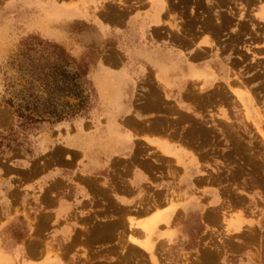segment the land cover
<instances>
[{"label": "crops", "instance_id": "crops-1", "mask_svg": "<svg viewBox=\"0 0 264 264\" xmlns=\"http://www.w3.org/2000/svg\"><path fill=\"white\" fill-rule=\"evenodd\" d=\"M31 2L42 10L39 0ZM56 4L69 14L44 22L40 15L28 21V31L66 40L77 37L74 26H81L89 40L105 44L96 52L98 60L89 64L94 101L69 128L39 132L36 155L0 164V256L11 264L40 263L53 249L55 262L62 264L60 247L85 224L128 229V218L147 219L163 211L172 197L184 203L171 217L172 231L187 232L192 223L175 219L198 201L203 202L200 223L213 229L223 215L212 220L208 213L220 205L221 196L211 179L212 163L176 120L205 116L208 109L194 98L231 81L236 64L231 50L209 29L186 33L182 25L173 30L167 22L180 26L182 21L168 9L160 22H152L148 0L130 1L128 8L118 0ZM104 6L117 12L107 13Z\"/></svg>", "mask_w": 264, "mask_h": 264}, {"label": "rangeland", "instance_id": "rangeland-1", "mask_svg": "<svg viewBox=\"0 0 264 264\" xmlns=\"http://www.w3.org/2000/svg\"><path fill=\"white\" fill-rule=\"evenodd\" d=\"M39 1L42 5L40 12L38 7L32 6L31 0H0V164L2 166L27 155H36V136L39 132L53 128L62 129L63 126L69 128L71 122L89 112L94 101V92L88 76L89 64L98 60L100 56L96 52L105 48V44L103 45L100 40H89V33L81 26H74L73 34L77 37L66 40L29 32V20L34 21L40 15L42 22L48 20L49 17L45 15L46 9L57 7V2L65 0ZM130 1L134 0H118L119 5L125 8H128ZM184 1L167 0L168 10L172 8L170 11L174 19L180 17L183 22L180 26L170 23V28L182 29L184 25L187 26L185 30L191 33L197 28H207L222 38L226 49L231 50L236 60L233 75L239 78L237 87L243 91L247 90L249 95L252 93L250 97L256 103H253V106L259 109L264 122V50H257L263 43L264 25L262 24L264 23L255 15L258 6L263 5L264 0ZM219 3H222L220 4L222 7ZM102 8L108 13L117 12L115 7ZM199 17L203 18V21ZM210 17L212 20L209 21L207 18ZM214 17L216 20L219 19L217 23ZM228 19L230 22L227 21ZM258 44L260 45L257 46ZM109 45L114 44L111 41ZM89 46L93 54H89ZM75 50L81 53L76 54ZM235 76L232 79L235 80ZM231 81L220 83L206 96L200 95L199 98L195 96L196 103L199 101L208 109L205 116L200 119L185 116L176 120L177 125L185 126L186 136L212 163L213 170L209 171L213 173L211 176H214L213 180L217 183L221 196L220 205L215 211L208 213L214 218L212 220H217L216 214L218 216L222 214L223 220L219 221V224H212L210 227H214L213 229L206 228L207 226L199 220V211L203 204L200 201V204L193 203L189 209L180 210L178 218L175 219L192 223L187 232L181 234L176 230L172 231L171 228L175 227L172 221L169 224L160 222L153 238L157 264H264V150L262 151L264 142L252 124L255 116L251 115L248 120L245 118L241 103L232 93ZM197 122L199 123L196 124ZM262 128L264 130V123ZM176 202L179 205L178 211L184 203L181 199ZM127 235V227L119 224L106 223L92 227L85 224L80 232L73 233L60 247L62 264H153L144 250L128 241ZM135 235L136 239L139 237L140 242H145L143 234L138 232ZM133 248L135 249L132 250ZM49 251L54 252L53 249Z\"/></svg>", "mask_w": 264, "mask_h": 264}, {"label": "bare ground", "instance_id": "bare-ground-1", "mask_svg": "<svg viewBox=\"0 0 264 264\" xmlns=\"http://www.w3.org/2000/svg\"><path fill=\"white\" fill-rule=\"evenodd\" d=\"M174 1V0H173ZM179 1V0H178ZM184 1V0H183ZM198 1V0H197ZM220 1V0H219ZM225 1V0H224ZM244 1H246V0H244ZM249 1V0H248ZM247 1V2H248ZM255 1V0H254ZM169 2V1H168ZM168 2H167V0H149V4H150V6H151V9L153 10V13H152V22H156V23H158V22H160L161 21V17H162V14L164 13V12H166V10L167 9H169L168 8ZM185 2V1H184ZM196 2V1H195ZM217 2V1H216ZM226 2V1H225ZM198 3V2H197ZM218 3V2H217ZM245 3V2H244ZM176 4H177V2H176ZM182 4V3H181ZM180 4V5H181ZM195 4V3H194ZM201 4H202V2H201ZM220 4H222V3H219V5ZM224 4V3H223ZM226 4H228V3H226ZM242 4V3H241ZM246 4V3H245ZM171 5V4H170ZM229 5H230V3H229ZM253 6H254V4H252ZM259 5V4H258ZM221 6V5H220ZM238 6V5H237ZM244 6V5H243ZM252 6V7H253ZM181 7V6H180ZM188 7V6H187ZM194 7V6H193ZM222 7V6H221ZM224 7V6H223ZM227 7V6H226ZM232 7V6H231ZM230 7V8H231ZM247 7H249L248 5H247ZM171 8V7H170ZM208 8V7H207ZM212 8V7H211ZM210 8V9H211ZM227 8H229V7H227ZM227 8H226V10H227ZM172 9V8H171ZM170 9V10H171ZM185 9V8H184ZM194 9V8H193ZM219 9V8H218ZM170 10L168 11V12H170ZM188 11H190L189 9H187ZM225 10V11H226ZM232 10V9H231ZM245 10V9H244ZM63 11H65L63 8H59V7H56V6H54V7H52V8H48V9H46V11H45V15L47 16V17H52L53 19H55V18H62V16L63 15H68L69 13H67V12H63ZM187 11V12H188ZM212 11V10H211ZM175 12V11H174ZM199 12V11H198ZM204 12V11H203ZM206 12H208V11H206ZM230 12V11H229ZM73 13V12H72ZM108 13V12H107ZM171 13V12H170ZM182 13V12H181ZM227 13V12H226ZM232 13V12H231ZM189 14V13H188ZM194 14V13H193ZM196 14V13H195ZM211 14V12H209L208 13V15H210ZM244 14V13H243ZM246 14V13H245ZM110 15V14H109ZM202 15V14H201ZM223 15V14H222ZM224 15H225V13H224ZM230 15V14H229ZM256 15V17H257V19L260 21V22H263L264 23V4L263 5H259L258 6V10H257V13L255 14ZM254 15V16H255ZM112 16V15H111ZM110 16V17H111ZM151 16V15H150ZM193 16V15H192ZM197 16V15H196ZM200 16V15H199ZM235 16V15H234ZM234 16H232V17H234ZM203 17H204V15H203ZM206 17V16H205ZM220 17V16H219ZM248 17V16H247ZM255 17V18H256ZM192 18V17H191ZM196 18V17H195ZM215 18V17H214ZM217 18H218V16H217ZM227 18V17H226ZM71 19V18H70ZM185 19V18H184ZM198 19V18H197ZM199 19H200V17H199ZM203 19V18H202ZM202 19H200V20H202ZM207 19H209V21H210V19L212 20V18L210 17V18H207ZM114 20V19H113ZM215 20H216V18H215ZM219 20V19H218ZM218 20H216V22L215 23H217L218 22ZM221 20V19H220ZM193 21V20H192ZM197 21V20H196ZM203 21V20H202ZM201 21V22H202ZM227 21H229V19L227 20ZM232 21V20H231ZM186 22V21H185ZM207 22V21H206ZM230 22V21H229ZM234 22H235V20H234ZM249 22V21H248ZM183 23V22H182ZM181 23V24H182ZM199 23V22H198ZM213 23H214V21H213ZM41 24V23H40ZM167 24L169 25L170 24V22H167ZM206 24H208V23H206ZM222 25H223V23H221ZM231 24V23H230ZM240 24V23H239ZM51 25V24H50ZM197 25V24H196ZM202 25H204V24H202ZM221 25V26H222ZM262 25H264V24H262ZM34 26H36V25H34ZM215 26V25H214ZM160 27V26H159ZM158 27V28H159ZM165 27H166V25H165ZM164 27V28H165ZM187 27V26H186ZM186 27L184 28L183 27V29H186ZM196 27V26H195ZM199 27V26H198ZM211 27H212V25L210 26V29H211ZM237 27V26H236ZM163 28V26H161V29ZM231 28H232V25H231ZM238 28H239V26H238ZM252 28V27H251ZM53 29V28H52ZM197 29H199V28H197ZM203 29V28H202ZM207 29V28H206ZM223 29V28H222ZM225 29V28H224ZM262 29H264V28H262ZM174 30V29H173ZM181 30V29H180ZM205 30V29H204ZM208 30V29H207ZM161 31V30H160ZM165 31V30H164ZM196 31V30H195ZM202 31V30H201ZM219 31H222V30H219ZM224 31V30H223ZM234 31V30H233ZM239 31V30H238ZM254 31V30H253ZM256 31V30H255ZM179 32V31H178ZM185 32V31H184ZM214 32V31H213ZM230 32V31H229ZM154 33H156V32H154ZM186 33H187V31H186ZM191 33V32H190ZM212 33V32H211ZM210 33V34H211ZM219 33V32H218ZM221 33V32H220ZM241 33V32H240ZM257 33V32H256ZM258 33H260V31L258 32ZM203 34V33H202ZM213 34V33H212ZM211 34V35H212ZM215 34V33H214ZM224 34H226V33H224ZM228 34V33H227ZM226 34V35H227ZM231 34V33H230ZM236 34V33H235ZM244 34H246V33H244ZM248 34V33H247ZM171 35V34H170ZM174 35V34H173ZM178 35V34H177ZM198 35V34H197ZM204 35V34H203ZM202 35V36H203ZM217 35V34H216ZM249 35H251V34H249ZM255 35V34H254ZM264 35V34H263ZM262 35V37H263V43H262V47L264 46V36ZM161 36V35H160ZM185 36V35H184ZM189 36H191V35H189ZM215 38H216V36L215 35H213ZM239 36V35H238ZM237 36V37H238ZM256 36H257V34H256ZM236 37V36H235ZM180 38V37H179ZM196 38V37H195ZM194 38V39H195ZM241 38V37H240ZM259 38H260V35H259ZM164 39H166V38H164ZM189 39V38H188ZM256 39V38H255ZM261 39V38H260ZM160 40H161V38H160ZM174 40V39H173ZM187 40V39H186ZM193 40V38L191 39V41ZM212 40H213V38H212ZM212 40H210V41H212ZM240 40V39H239ZM238 40V41H239ZM156 41H158V40H156ZM195 40H193V42H194ZM237 41V40H236ZM241 41V40H240ZM255 41H257V40H255ZM165 42V41H164ZM185 42V41H184ZM204 42V41H203ZM228 42H230V41H228ZM173 43V42H172ZM181 44H182V42H180ZM254 43H256V42H254ZM178 44V43H177ZM191 44V43H190ZM199 44V43H198ZM228 44V43H227ZM240 44V43H239ZM249 44V43H248ZM184 45V44H183ZM192 45V44H191ZM201 45V44H200ZM210 45H211V43H210ZM221 45V44H220ZM252 45V44H251ZM260 44H258L257 46H259ZM172 46V45H171ZM177 46V45H176ZM186 45H184V47H185ZM219 46V45H218ZM232 46V45H231ZM250 46V45H249ZM253 46V45H252ZM254 46H256V45H254ZM169 47V46H168ZM175 47V46H174ZM180 47V46H179ZM181 47H182V45H181ZM212 47V46H211ZM223 47V46H222ZM244 47V46H243ZM192 48V47H191ZM199 48V47H198ZM197 48V49H198ZM202 48H204V47H202ZM201 48V49H202ZM225 48V47H224ZM233 48V47H232ZM250 48V47H249ZM256 48V47H255ZM184 49V48H183ZM187 49V48H186ZM222 49V48H221ZM221 49H220V51H221ZM229 49V48H228ZM234 49H235V47H234ZM247 49V48H246ZM245 49V50H246ZM173 50V49H172ZM185 50V49H184ZM200 50V49H199ZM204 50V49H203ZM259 50V49H258ZM196 51V50H195ZM210 51V50H209ZM227 51V50H226ZM237 51V50H236ZM247 51V50H246ZM245 51V52H246ZM251 51V50H250ZM259 51H262V50H259ZM190 52V51H189ZM223 52H224V49H223ZM255 52V51H254ZM238 53H240V51L238 52ZM237 53V54H238ZM247 53V52H246ZM192 54V53H191ZM190 54V55H191ZM193 54H194V52H193ZM192 54V55H193ZM213 54V53H212ZM227 54V53H226ZM248 54H250V53H248ZM252 54H254L253 52H252ZM196 55V54H195ZM206 55V54H205ZM215 55V54H214ZM230 55V54H229ZM240 55V54H239ZM242 55H244L243 54V51H242ZM256 55V54H255ZM259 55V54H258ZM200 56V55H199ZM207 56V55H206ZM254 56V55H253ZM221 57V56H220ZM234 57V56H233ZM190 58V57H189ZM194 58V57H193ZM205 58V57H204ZM213 58V57H212ZM221 58H225V57H221ZM238 58V57H237ZM252 58V57H251ZM250 58V59H251ZM254 58V57H253ZM196 59V58H195ZM227 59V58H226ZM226 59H224V60H226ZM256 59V58H255ZM196 61V60H195ZM240 61V60H239ZM245 61V60H244ZM251 61V60H250ZM260 61V60H259ZM186 62V61H185ZM229 62V61H228ZM262 62V61H261ZM207 63V62H206ZM210 63V62H209ZM226 63V62H225ZM249 63V62H248ZM258 63V62H257ZM228 64V63H227ZM259 64H261V63H259ZM264 64V63H263ZM254 65V64H253ZM256 65V64H255ZM262 65V64H261ZM260 65V66H261ZM180 66H181V64H180ZM185 66V65H184ZM183 66V67H184ZM241 66V65H240ZM257 66V65H256ZM200 67V66H199ZM232 67V66H231ZM247 67H248V64H247ZM246 67V68H247ZM175 68V67H174ZM177 68V67H176ZM256 68V67H255ZM254 68V69H255ZM232 69V68H231ZM192 70V69H191ZM242 70V69H241ZM181 71V70H180ZM231 71V70H230ZM257 71H258V69H257ZM191 72V71H190ZM234 72V71H233ZM237 72V71H236ZM235 72V73H236ZM197 73V72H196ZM205 73V72H204ZM203 73V74H204ZM239 73V72H238ZM242 73V72H241ZM237 74V73H236ZM240 74V73H239ZM249 74V73H248ZM254 74H255V72H254ZM211 75V74H210ZM218 75V74H217ZM205 76V75H204ZM235 76V75H234ZM258 76V75H257ZM178 78H179V76H178ZM184 78V77H183ZM216 78V77H215ZM235 83H238L239 81H237L239 78L237 77V76H235ZM250 78V77H249ZM248 78V79H249ZM241 79V78H240ZM247 79V80H248ZM187 80H188V78H187ZM215 80V79H214ZM234 80V78L232 79V81ZM246 80V81H247ZM262 80V79H261ZM264 80V79H263ZM186 81V80H185ZM231 81V82H232ZM184 82V81H183ZM200 82V81H199ZM208 82V81H207ZM210 82V81H209ZM230 82V83H231ZM242 82V81H241ZM248 82V81H247ZM218 83V82H217ZM235 83H233V85L231 86V90H232V93L235 95V97H236V99H237V101L239 102V103H241V105H242V107H243V109H244V115H245V118L248 120V118H251V115L252 116H255V120H253L252 121V124H253V126L255 127V129H257V131H258V133L260 134V136L262 137V140H263V142H264V130H263V128H262V125H263V115L257 110V109H255L254 108V106H253V103H254V101L251 99V97H250V95H252V93L249 95V93L248 92H246V91H243L242 89H239V87H237L236 86V84ZM251 83V82H250ZM188 85V87H189V83L187 84ZM220 85V84H219ZM247 85H249V84H247ZM251 86V85H250ZM263 86V85H262ZM201 87V86H200ZM243 87H244V83H243ZM252 87V86H251ZM190 88V87H189ZM247 88V87H246ZM200 89V88H199ZM186 90H187V88H186ZM192 90H195L196 91V89L194 88V89H192ZM192 90H190V91H192ZM222 90V89H221ZM194 91V92H195ZM198 91V90H197ZM217 91H220V90H217ZM199 92V91H198ZM208 92V91H207ZM207 92H205V93H207ZM255 92V91H254ZM174 93V92H173ZM204 93V94H205ZM228 93V92H227ZM192 94V93H191ZM214 94V93H213ZM224 94V93H223ZM187 95H188V93H187ZM195 95V94H194ZM198 95V94H197ZM196 95V96H197ZM199 95H200V92H199ZM206 96V95H205ZM209 96V95H208ZM207 96V97H208ZM214 97H217V96H215L214 95ZM234 97V96H233ZM187 98H188V96H187ZM189 98H191V97H189ZM205 98V97H204ZM210 98V97H209ZM202 99V98H201ZM200 99V100H201ZM207 99V98H206ZM186 100V99H185ZM188 100V99H187ZM186 100V101H187ZM206 101V100H205ZM199 102V101H198ZM202 102V101H201ZM203 103V102H202ZM235 103V102H234ZM238 103V104H239ZM258 103V102H257ZM185 104V103H184ZM199 104V103H198ZM254 104H256V103H254ZM183 105V104H182ZM207 105V104H206ZM227 105V104H226ZM225 105V106H226ZM177 107V106H176ZM198 107H199V105H198ZM197 106H196V108H198ZM200 107H201V105H200ZM208 107V106H207ZM232 107V106H231ZM236 107V106H235ZM238 107V106H237ZM218 108V107H217ZM174 109V108H173ZM204 109V108H203ZM175 110V109H174ZM179 110V109H178ZM197 110V109H196ZM229 110V109H228ZM227 110V111H228ZM171 111V110H170ZM205 111H206V109H205ZM224 111V110H223ZM233 111V110H232ZM236 111V110H235ZM203 112V111H202ZM194 113V112H193ZM201 113V112H200ZM227 113V112H226ZM237 113V112H236ZM240 113V112H239ZM195 114V113H194ZM220 114V113H219ZM228 114V113H227ZM264 114V113H263ZM182 115V114H181ZM192 115V114H191ZM201 115V114H200ZM199 115V116H200ZM226 115V114H225ZM224 115V116H225ZM179 116V115H178ZM231 116V115H230ZM181 117V116H180ZM220 117V116H219ZM226 117V116H225ZM224 117V118H225ZM185 118V117H184ZM186 118H188V117H186ZM189 118H191V117H189ZM194 118V117H193ZM227 118V117H226ZM230 118V117H229ZM254 118V117H253ZM231 119H233L232 117H231ZM182 120V119H181ZM219 120V119H218ZM220 120H221V118H220ZM175 121V120H174ZM173 121V122H174ZM232 121V120H231ZM235 121V120H234ZM195 122V121H194ZM170 123V122H169ZM189 123V122H188ZM199 122H197L196 124H198ZM232 123V122H231ZM191 124V123H190ZM195 124V125H196ZM243 124V123H242ZM174 126V125H173ZM172 126V127H173ZM198 126V125H197ZM178 127V126H177ZM185 127V126H184ZM184 127H182V128H184ZM211 127V126H210ZM220 127V126H219ZM242 127H245V126H242ZM188 128V127H187ZM194 128H195V126H194ZM193 128V129H194ZM213 128V127H212ZM228 128V127H227ZM249 128V127H248ZM189 129V128H188ZM206 129V128H205ZM209 129V128H208ZM218 129V128H217ZM220 129V128H219ZM218 129V130H219ZM229 129V128H228ZM251 129V128H250ZM176 130V129H175ZM184 130V129H183ZM190 130V129H189ZM192 130V129H191ZM199 130H200V128H199ZM204 130V129H203ZM252 130V129H251ZM185 131H186V128H185ZM197 131V130H196ZM195 131V132H196ZM205 131V130H204ZM207 131V130H206ZM212 131V130H211ZM229 131V130H228ZM234 131H236V130H234ZM214 132V131H213ZM212 132V133H213ZM217 133H219L218 131H216ZM191 133V132H190ZM196 133H198V132H196ZM210 133V132H209ZM216 133V134H217ZM244 134V133H243ZM210 135V134H209ZM222 135V133H220V136ZM238 135V134H237ZM195 136V135H194ZM198 136V135H197ZM241 136H242V134H241ZM228 137V136H227ZM198 138V137H197ZM229 138V137H228ZM232 138V137H231ZM243 138V137H242ZM196 139V138H195ZM205 139V138H204ZM207 139V138H206ZM209 139V138H208ZM221 139V138H220ZM230 139V138H229ZM247 140V139H246ZM257 140V139H256ZM234 141V140H233ZM240 141H242L241 139H240ZM204 142H206V141H204ZM251 142V141H250ZM262 142V143H263ZM194 143V142H193ZM233 143V142H232ZM238 143V142H237ZM261 143V144H262ZM264 144V143H263ZM228 145V144H227ZM233 145V144H232ZM245 145V144H244ZM254 145V144H253ZM197 146V145H196ZM240 147V146H239ZM252 147V146H251ZM264 147V146H263ZM228 148V147H227ZM245 148V147H244ZM246 148H248L247 147V145H246ZM255 148V147H254ZM253 148V149H254ZM257 148V147H256ZM229 149V148H228ZM251 149V148H250ZM227 150V149H226ZM231 150V149H230ZM236 150V149H235ZM264 149L262 148V151H263ZM239 151V150H238ZM246 151H248L247 149H246ZM233 153H235V152H233ZM236 153H238V152H236ZM257 153V152H256ZM255 154V153H254ZM254 154H252V155H254ZM246 155V154H245ZM227 157V156H226ZM241 157V156H240ZM237 158V157H236ZM246 158H248V156L246 155ZM264 158V157H263ZM228 159V158H227ZM257 159H259V158H257ZM242 160V159H241ZM244 160H245V158H244ZM249 160H250V158H249ZM256 160V159H255ZM190 161V160H189ZM192 161V160H191ZM246 161V160H245ZM248 161V160H247ZM188 162V161H187ZM250 162V161H249ZM263 162V161H262ZM190 166V165H189ZM263 166V165H262ZM184 167V166H183ZM191 168H192V166H191ZM195 168V167H194ZM184 169V168H183ZM263 171V170H262ZM191 172V171H190ZM201 172V171H200ZM207 172V171H206ZM258 172V171H257ZM218 173V172H217ZM195 174V173H194ZM208 175V174H207ZM219 176V175H218ZM256 176V175H255ZM199 177V176H198ZM212 177V176H211ZM214 177V176H213ZM258 177V176H257ZM206 178V177H205ZM260 178H262V177H260ZM260 178H258V180L260 179ZM197 179V178H196ZM203 179V178H202ZM201 178H200V180H202ZM211 179H213V178H211ZM263 180V179H262ZM254 182H256V181H254ZM199 183V182H198ZM205 183V182H204ZM195 184V183H194ZM203 184V183H202ZM201 184V185H202ZM211 184V183H210ZM254 184V183H253ZM264 187V186H263ZM196 194V193H195ZM171 195V194H170ZM173 195V194H172ZM227 196V195H226ZM230 198V197H229ZM160 199H162L161 198V195H160ZM180 198H171L168 202V206L165 208V209H163V211H157V213H155L152 217H150V219H146L147 221L145 222H141V221H143L142 219H141V221H136V219H134V218H128V235H127V237H128V241L132 244V245H135V246H137V247H139V248H141L142 250H144L149 256H150V259H151V261H152V263L153 264H157L158 262H157V257H156V249H155V242H154V240H153V238H154V235H155V230L156 229H158V226H159V223L160 222H162V221H164V222H166L167 224H169L172 220H171V217H172V215L174 214H176L178 211H177V207L179 206L177 203L179 202H176V200H179ZM156 200V199H155ZM199 202V201H198ZM167 203V202H166ZM190 204V203H189ZM192 206V205H191ZM196 208V207H195ZM216 208V207H215ZM214 211H215V209H214ZM129 212V211H128ZM119 213V212H118ZM213 214V213H212ZM215 214V213H214ZM121 216V215H120ZM209 216H211V215H209ZM213 218V217H212ZM214 219V218H213ZM207 221V220H206ZM210 221V220H209ZM238 221V220H237ZM229 222L231 223V221L229 220ZM233 223V222H232ZM118 225V224H117ZM229 226V225H228ZM119 227V226H118ZM117 227V228H118ZM126 227V226H125ZM109 228V227H108ZM166 229V228H165ZM170 229V228H169ZM111 230V229H110ZM105 231V230H104ZM70 232V231H69ZM107 232H109L108 230H107ZM138 232H140L141 234H143V236H145V242H140L138 239H139V237L136 239L135 238V234H137ZM99 233V232H98ZM169 233V232H168ZM162 235V234H161ZM158 237V236H157ZM38 239H40V238H38ZM73 239V238H72ZM74 240V239H73ZM143 241V240H142ZM137 242V243H136ZM73 246V245H72ZM142 246V247H141ZM134 247V246H133ZM135 248H133L132 250H134ZM41 250V249H40ZM217 255V254H216ZM57 255H55L54 254V252H52V251H49L48 250V253H47V255L43 258V260H42V262H40V263H37V264H59L57 261L55 262V257H56ZM36 257V256H35ZM0 264H11V263H9L7 260H5L3 257H1L0 256ZM14 264V263H13ZM33 264H36V263H33ZM214 264V263H213Z\"/></svg>", "mask_w": 264, "mask_h": 264}]
</instances>
